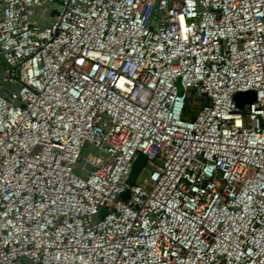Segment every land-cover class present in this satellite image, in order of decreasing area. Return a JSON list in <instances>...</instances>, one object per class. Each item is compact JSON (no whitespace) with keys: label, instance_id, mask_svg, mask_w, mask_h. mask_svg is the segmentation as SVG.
<instances>
[{"label":"built area","instance_id":"built-area-1","mask_svg":"<svg viewBox=\"0 0 264 264\" xmlns=\"http://www.w3.org/2000/svg\"><path fill=\"white\" fill-rule=\"evenodd\" d=\"M24 261L264 264V0H0V264Z\"/></svg>","mask_w":264,"mask_h":264},{"label":"water","instance_id":"water-1","mask_svg":"<svg viewBox=\"0 0 264 264\" xmlns=\"http://www.w3.org/2000/svg\"><path fill=\"white\" fill-rule=\"evenodd\" d=\"M234 99H235L237 106L240 109H244L245 104L247 102H251L255 99V91H253V90L238 91L234 95ZM145 160H146V156L141 154V153H139L137 155V157L135 158L133 165H132V168H131V171H130V174L127 178V183L129 185H133L134 182L136 181V179L138 178V176H139V174H140V172L144 166ZM129 194H130V187H128L126 189V191L124 192L123 198L126 199L129 196ZM106 212H107L106 208H103L101 210L100 214L104 215Z\"/></svg>","mask_w":264,"mask_h":264},{"label":"rangeland","instance_id":"rangeland-1","mask_svg":"<svg viewBox=\"0 0 264 264\" xmlns=\"http://www.w3.org/2000/svg\"><path fill=\"white\" fill-rule=\"evenodd\" d=\"M197 104H198V101L193 99V98H190L188 100V106L191 107V110H190V113L193 114V113H196L197 112ZM94 149L92 147L91 144L87 143L86 146L84 147L83 149V155H86L88 152H93ZM147 177V169L146 168H143L139 174V178L141 180L145 179ZM26 263V262H25ZM24 263V264H25ZM31 262L27 261V264H29Z\"/></svg>","mask_w":264,"mask_h":264},{"label":"crops","instance_id":"crops-1","mask_svg":"<svg viewBox=\"0 0 264 264\" xmlns=\"http://www.w3.org/2000/svg\"><path fill=\"white\" fill-rule=\"evenodd\" d=\"M25 262H26V263H25ZM24 263L27 264V261H24L23 264H24ZM29 264H32V263H29Z\"/></svg>","mask_w":264,"mask_h":264}]
</instances>
